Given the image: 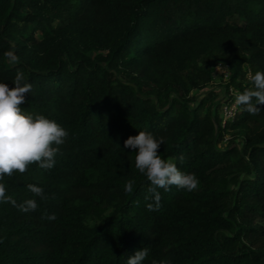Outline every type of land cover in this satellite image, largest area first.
Listing matches in <instances>:
<instances>
[{
	"label": "trees",
	"instance_id": "1",
	"mask_svg": "<svg viewBox=\"0 0 264 264\" xmlns=\"http://www.w3.org/2000/svg\"><path fill=\"white\" fill-rule=\"evenodd\" d=\"M52 2L0 0V264H264V0H76L58 29ZM211 53L254 71L226 125L187 103Z\"/></svg>",
	"mask_w": 264,
	"mask_h": 264
},
{
	"label": "rangeland",
	"instance_id": "2",
	"mask_svg": "<svg viewBox=\"0 0 264 264\" xmlns=\"http://www.w3.org/2000/svg\"><path fill=\"white\" fill-rule=\"evenodd\" d=\"M76 0H53L52 8L49 9L48 13L52 16V25L54 29H58L61 26H64L69 21H71L70 9L69 6ZM94 11V10H93ZM96 16L98 18H103L105 16V11L103 8L96 11ZM34 26V24H32ZM32 32V28L28 29L25 35H17L12 33L13 41H26V36H29ZM36 37L43 39L44 35L40 29H36L34 32ZM96 50L95 52H97ZM194 67V76L198 80V84L193 86L188 92L187 103L190 107L196 106L202 98L205 99L204 112L208 108L212 109V112H220L221 104L231 93V88L234 92H237L239 95H244V93H254L257 90V87L253 84L252 79L254 78V71L252 64L250 62L244 63L245 75L237 78L235 83L231 82V73H232V63L228 57L225 55H219L211 53L206 55L198 61L197 64L193 65ZM117 76L122 79H129L130 74H127L124 71H118ZM143 93L146 97L150 98L153 102L159 103L157 96L151 91V86H145L143 88ZM171 96H176V91H171ZM159 107L161 105L159 104ZM248 128L246 126H236L232 128H227L223 132V136L217 141L218 146L225 148L230 140H234L240 148H243V145L246 141V136L248 134ZM245 158L248 159L247 154H244ZM174 161V157L168 158L169 165ZM169 165L164 172L165 176L168 172ZM255 174L246 173L243 171L239 165L232 164L229 167V170L225 173L215 176L210 182L211 185L217 187L227 188L229 190L235 189L238 187L240 180L242 178L253 177ZM232 204V200L227 202ZM111 207L104 205H96L93 207L91 215L88 218L90 223L95 222L101 218V214H106ZM258 223L263 222L260 217L255 219ZM245 241L248 239L245 237ZM252 246H259L264 243V234L260 237H256L252 241Z\"/></svg>",
	"mask_w": 264,
	"mask_h": 264
},
{
	"label": "built area",
	"instance_id": "3",
	"mask_svg": "<svg viewBox=\"0 0 264 264\" xmlns=\"http://www.w3.org/2000/svg\"><path fill=\"white\" fill-rule=\"evenodd\" d=\"M241 101L242 96L234 92L233 88H231L230 95L223 101L219 109V117L222 125H226L228 121L237 117L242 109Z\"/></svg>",
	"mask_w": 264,
	"mask_h": 264
}]
</instances>
